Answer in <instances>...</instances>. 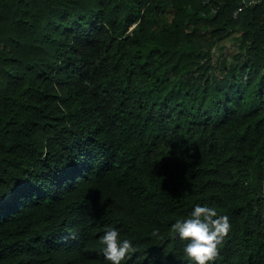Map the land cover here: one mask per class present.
<instances>
[{
	"label": "trees",
	"instance_id": "trees-1",
	"mask_svg": "<svg viewBox=\"0 0 264 264\" xmlns=\"http://www.w3.org/2000/svg\"><path fill=\"white\" fill-rule=\"evenodd\" d=\"M242 1L0 0V264H107L109 228L123 264H188L170 226L205 203L231 224L213 264H264V0Z\"/></svg>",
	"mask_w": 264,
	"mask_h": 264
},
{
	"label": "clouds",
	"instance_id": "clouds-1",
	"mask_svg": "<svg viewBox=\"0 0 264 264\" xmlns=\"http://www.w3.org/2000/svg\"><path fill=\"white\" fill-rule=\"evenodd\" d=\"M170 229L183 242L182 254L188 264H213L218 246L231 230L227 215L209 204H196L186 217L178 218ZM156 235V233H153ZM107 264H123L135 251L129 239H121L116 228H109L99 238Z\"/></svg>",
	"mask_w": 264,
	"mask_h": 264
},
{
	"label": "rangeland",
	"instance_id": "rangeland-1",
	"mask_svg": "<svg viewBox=\"0 0 264 264\" xmlns=\"http://www.w3.org/2000/svg\"><path fill=\"white\" fill-rule=\"evenodd\" d=\"M238 46V39L235 36H230L226 40H224L221 45H219V49L217 50V55L218 57L219 54H222L227 58V61H231L232 56L238 52L237 50Z\"/></svg>",
	"mask_w": 264,
	"mask_h": 264
},
{
	"label": "built area",
	"instance_id": "built-area-1",
	"mask_svg": "<svg viewBox=\"0 0 264 264\" xmlns=\"http://www.w3.org/2000/svg\"><path fill=\"white\" fill-rule=\"evenodd\" d=\"M251 3H252V2H250V3H248V4H245V3H244V0L242 1V4H243V5H246V6H248V5L251 4ZM242 9H243L242 7L238 8V9L234 12L233 16L236 17L237 14H238L239 12L242 11Z\"/></svg>",
	"mask_w": 264,
	"mask_h": 264
},
{
	"label": "water",
	"instance_id": "water-1",
	"mask_svg": "<svg viewBox=\"0 0 264 264\" xmlns=\"http://www.w3.org/2000/svg\"><path fill=\"white\" fill-rule=\"evenodd\" d=\"M255 1H257V0H244V3H245V4H248V3H250V2H255Z\"/></svg>",
	"mask_w": 264,
	"mask_h": 264
}]
</instances>
